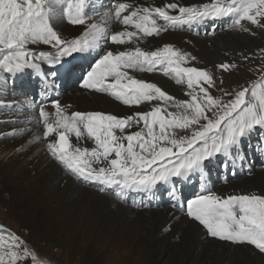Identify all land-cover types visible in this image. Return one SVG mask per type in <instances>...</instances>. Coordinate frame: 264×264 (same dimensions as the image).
I'll return each mask as SVG.
<instances>
[{
	"label": "snow or ice",
	"instance_id": "1",
	"mask_svg": "<svg viewBox=\"0 0 264 264\" xmlns=\"http://www.w3.org/2000/svg\"><path fill=\"white\" fill-rule=\"evenodd\" d=\"M89 10V0H0V75L5 83L11 79L14 84L31 70L45 87L47 103H28L29 108H38L43 126L36 142L82 181L110 188L122 199L139 196L141 206L150 205L163 192L210 237L252 245L264 253V194L222 196L204 184L207 166L213 161L230 166L233 175L238 164L247 163L242 154L245 141L256 136L264 148V76L260 82L226 93L233 98L225 102L211 94L217 83L209 70L185 66L196 57L171 44L153 51L138 44L170 28L214 25L229 18L232 28L255 35L254 29L264 30V0H211L191 6L174 2L156 7L113 2L109 10L96 13L98 21ZM61 22L84 30L76 37L62 38L55 27ZM113 22L126 27L111 32L108 25ZM129 26L134 30H128ZM129 43L136 46L119 50ZM40 44L54 51L29 48ZM78 57L89 61L78 78L82 89L107 94L126 106L148 103L150 110L122 117L69 112L68 105L47 96L56 87L57 66ZM242 59H259L264 68V49ZM234 67L235 62L227 61L217 65L220 71ZM156 71L174 78L176 84H186L190 99H176L156 83L131 74ZM49 106L54 112L47 110ZM134 127L138 130L131 131ZM85 140L94 146H82ZM197 176L200 192L185 199L178 186ZM27 258L31 264H43L14 233L7 239L0 236V264H27Z\"/></svg>",
	"mask_w": 264,
	"mask_h": 264
},
{
	"label": "bare ground",
	"instance_id": "2",
	"mask_svg": "<svg viewBox=\"0 0 264 264\" xmlns=\"http://www.w3.org/2000/svg\"><path fill=\"white\" fill-rule=\"evenodd\" d=\"M174 2L191 6L211 0H135L133 4L156 7ZM157 22L160 23L159 20ZM55 27L62 38L76 37L84 30L83 26H72L66 22L57 23ZM125 27L113 22L110 31H122ZM128 30L134 29L129 26ZM254 32L255 35H251L230 25L210 35H194L187 31L168 29L159 36L146 37L138 41V44L146 51H153L166 42L173 46L176 43L177 48L184 52H187V49L193 50L192 53L201 61L203 57H214L219 64L227 61L241 66L254 61L260 62L259 59L249 61L242 59V55L247 56L257 53L258 49H264L263 34L257 29H254ZM188 45L200 46V50ZM135 46L129 43L119 46V50ZM210 46L214 48L213 53L212 49L208 48ZM107 47L117 49V46L112 44H108ZM29 48L36 52L54 51L50 46L43 44L29 45ZM199 64L202 63L196 59L185 66L196 67ZM205 65L207 70L218 75L219 71L215 68L217 66H212L215 65L213 61L209 60ZM29 71L31 70L26 73ZM152 73L153 77L147 72L131 74L152 83L159 80L163 84L165 82L168 91L176 85L174 78L159 72ZM9 85L12 86L10 79L5 83L0 75V190L5 192L7 200L4 202L10 205V211L14 214L19 213L17 216L21 223L28 229L31 228L30 235L35 238L31 243L33 247L37 246L40 237H47L61 247L67 244V240L71 242V254L82 255L86 264H105L106 256L100 252L101 243L106 245L114 238V244L112 243L113 246L111 245L108 253L111 259H114L112 256L114 251L116 250L118 254L121 250L118 246H123L122 264L130 259V255L127 254L131 252L132 255L136 251L140 256L135 260V264H158L161 260L162 264H264V253L259 252L254 246L244 248L239 247V244L212 238L201 225L190 221L178 209L168 204L144 208L136 202H123L112 194L82 185L73 174L58 165L46 153L42 144L36 142L35 137L42 136L43 131L38 113L36 110L34 112L35 108L28 107L31 101L29 97L11 92ZM184 91H188L187 88ZM170 93L175 98L181 97L176 92ZM27 94L30 95L31 92ZM54 96L53 98L59 99L62 105L69 106V112L98 111L122 117L135 112L149 111L152 106L148 103L126 106L107 94L91 92L81 87L69 88L63 96L56 90ZM186 99L190 98L187 96ZM18 103H22L24 109ZM47 110L50 113L54 112L50 106ZM137 130L136 127L131 129ZM255 138L256 136L248 141L254 142ZM72 142L76 143L74 137ZM82 146L94 145L91 141L85 140ZM263 179L264 167L258 166L249 177L217 184L214 192L222 196L241 193L264 194ZM232 189L235 190L231 191ZM129 212L135 213L136 217L133 218L137 220L125 219L124 216ZM151 222H153L151 227L143 229ZM61 231L63 232L60 233ZM78 232L81 233L79 238ZM106 237L109 240L104 242L107 240ZM23 241L27 246L30 245V242ZM140 259L144 261H138ZM27 264H30V258H27Z\"/></svg>",
	"mask_w": 264,
	"mask_h": 264
},
{
	"label": "rangeland",
	"instance_id": "3",
	"mask_svg": "<svg viewBox=\"0 0 264 264\" xmlns=\"http://www.w3.org/2000/svg\"><path fill=\"white\" fill-rule=\"evenodd\" d=\"M257 30L263 34V39H264V30H261V29H257ZM183 32H184V30H183ZM166 44H168V42H166ZM207 45H208V43H207ZM175 47L177 48L176 43H175ZM188 47H192L196 50H200V46L188 45ZM188 47H186V49ZM208 48L210 50L212 49L211 52L214 50V48L211 46ZM189 50L187 49V52L189 51L190 53H192L193 50H191V49H189ZM192 55L194 57H196V59H197V61H199V63L200 62L202 63V64H199L198 66H196L197 68L206 69L205 63L209 60H211L215 63V65H212L213 67H215L219 64L214 59V57H203V58H201L202 59V61H201L193 53H192ZM215 68H217V67H215ZM209 71L213 74V72L211 70H209ZM218 71H219L218 75H217V73L213 74L214 79H216L217 87L215 89H211L210 91L214 97H221L225 102L227 100L233 98L231 95H227L226 93H232L235 90H239L241 87L249 86L252 83H256V77H258V81H260V78L262 76H264V68L261 67V61L260 62L254 61L249 65H241V66L238 65V66L232 68L230 71H220V70H218ZM150 76L153 77L154 76L153 73L152 74L150 73ZM156 84L158 86H160L162 89H164V91H166L169 95H171L173 97H174V95L172 93H170V91L176 92L178 96H181V97H178L176 99H186V97H187V95H186L187 91H184L187 88L186 84L184 86L176 84V85H174V88H169L170 91L167 90L168 87L166 88L165 82L163 84L159 80ZM220 89H223L224 91H221ZM183 92H184V94H183ZM64 94H65V92L62 94V96ZM263 184H264V182H263ZM233 190H235V189H232L231 191H233ZM6 200L7 199L5 198V192L3 190H0V235L2 237L5 236L4 238L7 239L9 233H14L18 237H20L22 240H25L27 243L30 242V245L28 246L29 249L36 253L38 260L42 261L43 264H86L82 255H77V254L72 255L71 254V251H72L71 242L67 241V240H66L67 244H63L61 247L57 243L51 242L50 240H48L47 237H40L39 241H37V244H36L37 246L33 247L31 245V243L35 238H33L32 235H30L31 228L28 229L26 226H24L21 223V221L19 220V217L17 216L19 213L14 214L13 212L10 211V205L7 204L6 202H4ZM116 203L120 204L118 201H116ZM133 217H136L135 213H133V212H129V214H126L124 216L125 219H129V220L131 218L136 219ZM152 225H153V222L148 223V225L146 224L143 229H145V227L149 228ZM62 232L63 231H61L60 233H62ZM78 234H79L78 235V238H79L81 236V233L78 232ZM106 239L107 240H105L104 242H107L109 240V238H107V237H106ZM113 242H114V238H111L106 245H102V243H103L102 242L101 246H100V252H102V254H104L106 256V258H105L106 263L105 264H110L109 261H111V260H114L113 263L111 262V264H122L121 258L124 254L123 253L124 249H122L123 246H118V248H121V250L118 254H117L116 250L114 251V254L112 255V256H114V259H111V255L108 253L111 249V245ZM180 242L181 241H179V243ZM162 246H164V245H162ZM245 246L247 248L250 245L239 244V247L245 248ZM108 254H109V256H108ZM127 255H130V259H127L125 264H135V260L140 256L137 251L132 255H131V252H130V254H127ZM123 259H122V261H123ZM138 261L143 262L144 260L140 259ZM142 262H139V263H142ZM162 262H163V260L158 262V264H162ZM30 264H31V260H30Z\"/></svg>",
	"mask_w": 264,
	"mask_h": 264
}]
</instances>
